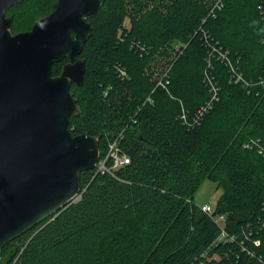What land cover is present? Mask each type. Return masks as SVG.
<instances>
[{
  "label": "trees",
  "instance_id": "1",
  "mask_svg": "<svg viewBox=\"0 0 264 264\" xmlns=\"http://www.w3.org/2000/svg\"><path fill=\"white\" fill-rule=\"evenodd\" d=\"M55 1L8 8L11 33L29 31ZM263 2L105 0L88 20L83 83L70 87L80 114L68 129L97 137L100 157L121 136L129 162L113 173L82 172L80 198L6 244L0 264H261L262 231L253 258L237 244L211 246L219 227L193 195L212 180L221 189L214 213L239 239L248 224L264 225ZM66 62L53 64L51 75ZM165 69L162 89L154 73ZM210 84L216 98L194 122Z\"/></svg>",
  "mask_w": 264,
  "mask_h": 264
},
{
  "label": "water",
  "instance_id": "2",
  "mask_svg": "<svg viewBox=\"0 0 264 264\" xmlns=\"http://www.w3.org/2000/svg\"><path fill=\"white\" fill-rule=\"evenodd\" d=\"M21 1L0 0V260L6 244L72 202L99 158V139L68 124L80 114L70 87L83 83L88 20L105 0H56L29 31L12 34L5 12Z\"/></svg>",
  "mask_w": 264,
  "mask_h": 264
},
{
  "label": "built area",
  "instance_id": "3",
  "mask_svg": "<svg viewBox=\"0 0 264 264\" xmlns=\"http://www.w3.org/2000/svg\"><path fill=\"white\" fill-rule=\"evenodd\" d=\"M218 7V6H217ZM259 11L260 14L264 20V2L262 3L261 6H259ZM213 12L210 11L209 15H212ZM123 28L126 27V24L123 23ZM122 40V39H119ZM203 40L204 43L207 44L208 38L207 35H203ZM208 45V44H207ZM212 52L215 51L213 47H211ZM221 55V53H220ZM208 66H209V61H208ZM232 70V69H231ZM168 69H165L162 72H155L154 73V80H155V84L158 87H161L162 89H166L167 85L169 83L168 81V75H167ZM116 73L117 76L120 79H126L128 78L127 72L124 68L117 66L116 67ZM235 81H241V77L237 74H235ZM244 86H248L250 85L247 82L243 83ZM109 89V87H108ZM210 100L207 101L204 105H202L196 112V114L194 115V122H196L199 117H201L210 107H211V103L213 102V100L216 98V89L215 86L210 84ZM107 91H104V95L106 94ZM146 101H151L150 98L148 97L146 99ZM181 119L185 120V114L182 112L181 115ZM121 136L117 137L116 139L109 141L108 142V146H107V150L106 153L104 154V156L98 158L94 168L92 171L96 173H113L117 168L127 164L129 162V158L124 154L120 152V149L118 147V139ZM81 189L80 192L73 198L72 202H76L81 195ZM71 202V203H72ZM200 210L201 212L209 215L212 219L213 222L219 227V234L216 237V239L212 242L211 246H218V245H227V244H237V246L239 247L240 251L245 253L247 256L249 255L251 258L255 257V251H253L254 249H258L260 247H262V242L261 239L258 237L260 231H262V235L264 236V229L263 226H261L260 230H252L251 229V225L248 224L247 225V231L246 230H241L242 238H238V233L237 232H230L228 233V231L225 228V224H226V218L223 215H214V209L213 207L204 204L200 206ZM206 254H204L205 256ZM225 257H227V254H225ZM220 256L217 254H213L212 256H210V260H219ZM259 261L261 264H264V260L260 257H257V260Z\"/></svg>",
  "mask_w": 264,
  "mask_h": 264
},
{
  "label": "rangeland",
  "instance_id": "4",
  "mask_svg": "<svg viewBox=\"0 0 264 264\" xmlns=\"http://www.w3.org/2000/svg\"><path fill=\"white\" fill-rule=\"evenodd\" d=\"M127 24V20L125 22ZM221 194V189H216V184L209 179L204 180L199 188L195 191L193 195V202L197 206L207 204L214 208L218 197ZM18 244V241L12 245Z\"/></svg>",
  "mask_w": 264,
  "mask_h": 264
},
{
  "label": "flooded vegetation",
  "instance_id": "5",
  "mask_svg": "<svg viewBox=\"0 0 264 264\" xmlns=\"http://www.w3.org/2000/svg\"><path fill=\"white\" fill-rule=\"evenodd\" d=\"M80 59V58H79ZM67 63V62H66Z\"/></svg>",
  "mask_w": 264,
  "mask_h": 264
}]
</instances>
